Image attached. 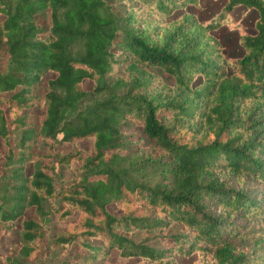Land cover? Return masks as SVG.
<instances>
[{
	"label": "trees",
	"instance_id": "16d2710c",
	"mask_svg": "<svg viewBox=\"0 0 264 264\" xmlns=\"http://www.w3.org/2000/svg\"><path fill=\"white\" fill-rule=\"evenodd\" d=\"M197 2L0 0V236L22 218L0 264H36L50 248L84 264L112 250L133 264L264 263V230L239 223L264 224V209L230 188L264 182V0L167 21ZM236 6L255 13L254 32L232 20ZM222 24L240 29L241 55L221 51L210 32ZM50 71L36 123L33 86ZM128 120L151 144L123 154ZM53 216L65 227L49 239L40 222Z\"/></svg>",
	"mask_w": 264,
	"mask_h": 264
},
{
	"label": "rangeland",
	"instance_id": "374dc122",
	"mask_svg": "<svg viewBox=\"0 0 264 264\" xmlns=\"http://www.w3.org/2000/svg\"><path fill=\"white\" fill-rule=\"evenodd\" d=\"M110 1V0H107ZM226 0H198L196 4H184L179 5L177 8H175L170 16H167V21H170L172 19L177 18L183 13L194 15L197 19H208L215 15L217 12L220 11V9L225 5ZM114 11L121 15L125 12V9L123 7L122 3H116L114 5ZM232 20H238L240 24V28H242L243 31H247L249 33L254 32L253 30V23L256 18L255 13L252 11L246 10L243 6H236L229 12ZM47 20L44 17H38V21H44ZM239 28H231L229 24H222L218 26L215 30H212L210 33L214 36L215 39H217L218 44L220 46V49L222 52L226 53L228 56H238L242 53V48L239 44ZM121 39L120 32L117 34L116 42H118ZM0 60L2 61V64L4 66L6 62V54L4 52L0 51ZM55 76L54 72H47L45 73L41 79L33 86L34 93L39 97V101L37 103V107L34 109V112L37 114L34 121L37 123L41 120V114H42V96L45 93L46 86H47V80L50 78H53ZM164 81L170 83V79H168L165 75L163 76ZM82 86L85 89H88L91 87V82L88 80H84L82 83ZM11 92L4 93V96H9ZM122 137L124 142V148L122 150V153L125 154L127 152H132L133 150L138 148V145L147 148L148 145L151 143L145 138L143 135L141 128L135 124H133L132 121H126L122 128ZM13 142H16L17 140V133L16 131H13L11 134ZM91 145V139H85L77 142L76 146L81 149H88ZM71 148V145L65 144L59 147V150L61 152H66ZM0 172L4 170V158L2 156L3 153L6 152V146L0 141ZM261 163L264 165V152L262 153V160ZM29 170V169H28ZM230 188L233 189H240V188H246L243 189L255 202L258 203L259 206L263 207L264 209V182H258V181H246L243 184H238L235 181L230 183ZM109 210L112 212H116V209L113 205H110ZM23 218H33L38 220V216L34 213L32 208L27 209L24 214ZM22 218H17L16 220L12 221L10 224H12V227L9 231L4 232L0 236V258L3 256L9 245L13 242H16L18 234H19V228H20V221ZM70 220L73 219V217L69 218ZM239 223L244 224L246 226L252 225L253 227L262 228L264 230V224L258 223L253 221H248L241 219L239 220ZM42 228L47 232V236L49 239H51L56 232L62 230L65 227V222L59 221L56 219V216L50 217L47 220L40 222ZM176 227H174L175 229ZM173 229V228H172ZM141 234L139 232L136 233V239H140ZM235 243L237 245H241L242 243L236 239ZM136 259H119L118 258V252L116 250H112L109 254V256L106 258L104 264H113L116 261L122 263V264H133ZM198 261V256L196 253H193L188 256H180L175 255V262L176 264H194V262ZM84 264L83 262H73L70 261V259H67L65 257L59 256L57 251L53 248H50L48 252V256L44 258L43 260L38 261L36 264ZM264 264V263H263Z\"/></svg>",
	"mask_w": 264,
	"mask_h": 264
}]
</instances>
